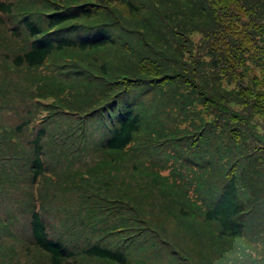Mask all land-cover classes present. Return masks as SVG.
I'll list each match as a JSON object with an SVG mask.
<instances>
[{"label": "trees", "instance_id": "trees-1", "mask_svg": "<svg viewBox=\"0 0 264 264\" xmlns=\"http://www.w3.org/2000/svg\"><path fill=\"white\" fill-rule=\"evenodd\" d=\"M0 264H264V0H0Z\"/></svg>", "mask_w": 264, "mask_h": 264}]
</instances>
